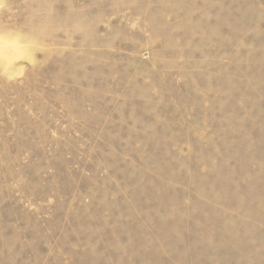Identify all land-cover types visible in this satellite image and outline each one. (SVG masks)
<instances>
[{"label": "rangeland", "instance_id": "1", "mask_svg": "<svg viewBox=\"0 0 264 264\" xmlns=\"http://www.w3.org/2000/svg\"><path fill=\"white\" fill-rule=\"evenodd\" d=\"M0 264H264V0H0Z\"/></svg>", "mask_w": 264, "mask_h": 264}]
</instances>
